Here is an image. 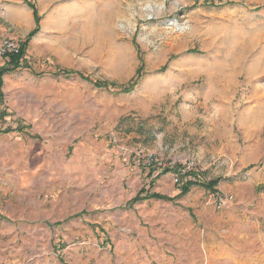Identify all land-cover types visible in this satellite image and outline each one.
I'll return each instance as SVG.
<instances>
[{"label": "rangeland", "instance_id": "rangeland-1", "mask_svg": "<svg viewBox=\"0 0 264 264\" xmlns=\"http://www.w3.org/2000/svg\"><path fill=\"white\" fill-rule=\"evenodd\" d=\"M5 39L26 49L3 76L0 264H17L18 239L95 262L91 229L100 264H125L146 239L159 264H264V0H0ZM121 146L194 160L197 182L218 183L181 197L188 179H171L174 202L133 204L166 191L135 180L143 166ZM219 189L234 196L221 211ZM79 200L99 204L94 222L82 224L92 212H76ZM25 224L36 233L17 234Z\"/></svg>", "mask_w": 264, "mask_h": 264}, {"label": "crops", "instance_id": "crops-1", "mask_svg": "<svg viewBox=\"0 0 264 264\" xmlns=\"http://www.w3.org/2000/svg\"><path fill=\"white\" fill-rule=\"evenodd\" d=\"M229 124L231 125L233 123L232 120L228 121ZM143 169V170H142ZM135 168L132 171L133 176H135V180L138 178L143 177L144 179H146V182H149L152 185V190L156 189L158 185H160L159 187H162L166 193L164 195H166V197L169 198L170 195H172L170 198L173 199L174 197H176V195L178 196L180 193V190L178 189V194L175 193V189L173 187L170 186V181L172 179V177L169 174H163L160 177L156 178V181L154 180V178H152L153 176H156L158 172H155L153 169V173L152 175L151 170H148V168ZM144 171V172H143ZM149 176V177H148ZM150 185V186H151ZM194 188H198L194 187ZM193 190V189H192ZM191 191V190H190ZM217 193H222V194H227V192L225 191H219ZM147 201H155L158 202L159 200H142L138 203H142V202H147ZM177 201V200H176ZM175 201V202H176ZM83 202V203H82ZM174 202V201H173ZM136 203V204H138ZM78 204V208H75L76 212H83L85 207H87L86 204H88L91 207V214H87L85 215L82 221L83 223H86V221L89 222H94V211H97V209L99 208V204L96 203V201H91V200H79ZM88 206V207H89ZM145 209V208H144ZM143 209V210H144ZM17 234H19V231L22 233V237L27 236L28 234L32 233L35 234L36 233V227L31 224H25L22 225L21 227H19L17 230ZM86 233H90V231L86 230ZM91 241L87 244L88 247H90V249L95 252L97 259L95 260V262H88L87 264H100L99 260H98V251L96 250V247H99L98 242L99 239L98 237H94V231L91 229ZM19 235H17L18 238ZM21 238V237H20ZM145 241V239H144ZM146 243L148 244L143 245L141 243V245H139V250L137 249L135 244H131L129 245V248H127V251H125V253L129 256V259H125V264H159L160 261H163V250H158L157 247H153L152 244L149 243V241L146 239ZM60 242V240L58 241ZM34 243L29 242V240H20L18 239V242L14 244V247L12 248L14 251V256L13 258L17 261L16 263L19 264L21 262L24 261H28V264H65L63 262V258L61 253L64 252L65 250L63 249L62 246H55L54 248V253L50 254L49 253H44V252H37L35 247H32L31 245H33ZM31 246V248H30ZM21 261V262H20ZM85 264V263H84Z\"/></svg>", "mask_w": 264, "mask_h": 264}, {"label": "built area", "instance_id": "built-area-1", "mask_svg": "<svg viewBox=\"0 0 264 264\" xmlns=\"http://www.w3.org/2000/svg\"><path fill=\"white\" fill-rule=\"evenodd\" d=\"M19 53L20 47L15 41L10 39L3 40L0 46V60H7L12 56H17ZM111 141L113 144L118 145L115 135L111 137ZM120 151L124 156L138 162L145 168H157L156 171H158V173L164 169L172 170L173 172L171 176L173 183L179 186V188L182 186V183L186 178L188 179L186 182L201 180L203 178L202 173L205 171L204 168L194 160L187 159L168 164L165 163L157 153L146 151L143 148L130 149L121 146ZM158 173L156 174L158 175ZM210 201H212L217 210L221 211L233 204L234 196L214 192L210 196Z\"/></svg>", "mask_w": 264, "mask_h": 264}, {"label": "trees", "instance_id": "trees-1", "mask_svg": "<svg viewBox=\"0 0 264 264\" xmlns=\"http://www.w3.org/2000/svg\"><path fill=\"white\" fill-rule=\"evenodd\" d=\"M32 8H34V5L33 4H29ZM35 11V10H34ZM35 14H36V11H35ZM37 24H38V18H37ZM38 32V29L35 30L33 33H31L29 35V38H32L34 37ZM25 49H26V44L23 45L20 53L17 55V56H12L11 59H7V68H4V69H0V103L2 102V97H3V94H2V86H3V76L11 71H15L17 69H19L21 66V62H22V58L24 56V53H25ZM141 70H142V67L139 68V70L136 72V75L135 77L131 80V83L132 86L130 87H127V88H124L123 89V92L124 93H129L132 91L133 89V85L135 84L136 81H138L140 78H141ZM97 87H107L108 84H96ZM4 117H6V114H1L0 113V119H4ZM167 173V172H166ZM218 181L217 182H213V183H210V184H200L199 182L197 181H191V182H186L185 185L182 187V190H181V193H180V196L183 197V196H186L190 189L192 187H197V186H201V187H206L210 190H213L214 187L217 185ZM146 193L144 192V190H141L138 195L132 200V203L133 204H136L142 200H146V199H155V200H165V201H174V199H170L166 196H162V195H159V194H147L143 197V194ZM179 196V197H180Z\"/></svg>", "mask_w": 264, "mask_h": 264}, {"label": "bare ground", "instance_id": "bare-ground-1", "mask_svg": "<svg viewBox=\"0 0 264 264\" xmlns=\"http://www.w3.org/2000/svg\"><path fill=\"white\" fill-rule=\"evenodd\" d=\"M151 16V15H150ZM174 27H178V24H174ZM180 29L184 30L185 28L182 26Z\"/></svg>", "mask_w": 264, "mask_h": 264}, {"label": "water", "instance_id": "water-1", "mask_svg": "<svg viewBox=\"0 0 264 264\" xmlns=\"http://www.w3.org/2000/svg\"><path fill=\"white\" fill-rule=\"evenodd\" d=\"M174 23H177L176 21Z\"/></svg>", "mask_w": 264, "mask_h": 264}]
</instances>
